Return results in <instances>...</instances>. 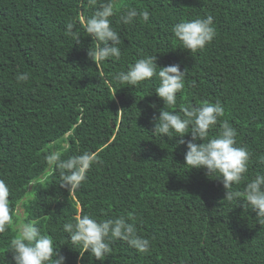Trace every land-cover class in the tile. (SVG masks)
Instances as JSON below:
<instances>
[{
    "label": "trees",
    "instance_id": "trees-1",
    "mask_svg": "<svg viewBox=\"0 0 264 264\" xmlns=\"http://www.w3.org/2000/svg\"><path fill=\"white\" fill-rule=\"evenodd\" d=\"M103 2L0 0V180L9 187L14 223L21 205L24 220L37 221L53 238L65 264H264V225L243 195L224 199L218 174L184 165L190 133H153L162 108L179 112L219 101L225 109L220 121L236 129L238 145L251 153L245 179L233 190L243 193L248 180L264 172V0H117L111 21L121 57L95 65L87 56L95 41L79 21ZM132 7L148 10L149 20L122 23L120 16ZM208 15L216 37L203 50H185L174 26ZM69 22L77 24L78 44L67 33ZM150 55L158 67L186 70L174 106L155 94L157 77L136 86L112 79ZM25 72L29 79L18 81ZM218 131L219 122L210 136ZM53 150L62 159L90 151L100 162L75 192L60 186L58 169L29 186L45 175ZM81 214L124 217L150 239L149 252L115 240L102 262L88 252L80 257L82 248L62 226ZM14 223L0 233V264H12Z\"/></svg>",
    "mask_w": 264,
    "mask_h": 264
},
{
    "label": "clouds",
    "instance_id": "clouds-1",
    "mask_svg": "<svg viewBox=\"0 0 264 264\" xmlns=\"http://www.w3.org/2000/svg\"><path fill=\"white\" fill-rule=\"evenodd\" d=\"M117 0H104L91 16L83 17L79 23L83 24L84 31L95 41L87 56L95 65H99L109 58L121 57L122 44L120 35L112 27L111 17L116 13ZM143 21L149 20L148 10L137 11L128 8L120 16L124 24H132L137 17ZM77 24L69 22L66 25L68 35L72 36L75 43H79L80 35L75 31ZM173 32L185 50L196 52L203 50L217 35L214 27V18L208 15L177 23ZM156 56L150 55L137 59L126 71H120L112 79L120 84L136 86L145 80L157 77L159 85L155 94L164 105L174 106L177 102V93L185 87L186 70H181L179 64L158 67L155 63ZM29 74L21 73L18 81H27ZM116 90H114L113 95ZM151 95V94H150ZM150 107H155L151 104ZM163 109V108H162ZM159 110L158 117H154L153 133L183 137L190 133L191 138L186 142L184 165L189 169L204 168L208 176L218 174L222 178L225 197L228 201L240 200L243 195L246 208H251L255 213L256 222L264 225V172L256 174L248 180L243 193L233 190V185H238L245 179L248 172L251 153L246 146L238 145L237 131L227 120L220 121L224 116V106L219 102H203L199 107L182 106L179 112ZM219 122V131L210 136V131ZM197 141H201L197 143ZM179 143L184 144L183 139ZM49 168L45 175L31 181L29 186L44 183L58 169L61 174V187L69 192H75L87 178V173L94 163H98L97 154L85 151L79 155L62 159L60 151L46 156ZM264 164V155L259 157ZM34 190V189H33ZM9 187L0 180V233H4L8 225L13 224V215L9 206ZM37 221H24L17 226L18 234L11 240L9 251L12 253V264H65V257L60 255L50 235L41 232ZM63 231L68 233V239L76 246L82 248L79 252L83 257L85 252L90 253L95 260L104 261L112 251V242L121 240L139 253H147L151 248L150 239L138 234L133 223L124 217L98 220L88 214H81L73 218V222L63 224Z\"/></svg>",
    "mask_w": 264,
    "mask_h": 264
},
{
    "label": "rangeland",
    "instance_id": "rangeland-1",
    "mask_svg": "<svg viewBox=\"0 0 264 264\" xmlns=\"http://www.w3.org/2000/svg\"><path fill=\"white\" fill-rule=\"evenodd\" d=\"M17 214L19 215L17 218H16V221L14 223V228H15V231L16 233L18 234V231H17V226L21 223V222H24L25 220V217H24V211H23V207L21 205H18L17 206V210H16Z\"/></svg>",
    "mask_w": 264,
    "mask_h": 264
}]
</instances>
